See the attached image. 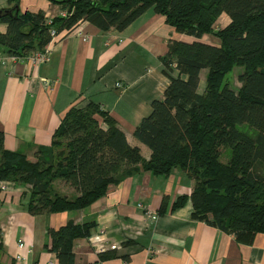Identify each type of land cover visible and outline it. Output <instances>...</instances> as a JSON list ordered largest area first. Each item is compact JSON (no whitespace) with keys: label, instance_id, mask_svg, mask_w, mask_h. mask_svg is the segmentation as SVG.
I'll return each instance as SVG.
<instances>
[{"label":"trees","instance_id":"16d2710c","mask_svg":"<svg viewBox=\"0 0 264 264\" xmlns=\"http://www.w3.org/2000/svg\"><path fill=\"white\" fill-rule=\"evenodd\" d=\"M8 1L0 10V20L7 23L0 32V53L42 50L52 29L66 33L82 20L102 30L123 29L149 7L179 32L218 38L215 44L168 41L161 60L169 83L133 131L150 148L147 159L127 141L109 111L91 100L67 108L50 144L38 147L34 160L5 149L0 133V180L24 186L32 214L85 207L103 196L109 184L140 168L168 174L178 167L193 186L171 209L189 197L193 217L244 242L264 229V0H59L65 13L51 18L21 10L18 0ZM221 12L230 21L214 28ZM234 66L242 67L237 86L227 79ZM203 68L205 86L198 92ZM56 179L75 193L56 190ZM164 210L163 200L157 212ZM93 225L68 220L48 229L59 264H77L73 241L87 237Z\"/></svg>","mask_w":264,"mask_h":264},{"label":"crops","instance_id":"0c3cea01","mask_svg":"<svg viewBox=\"0 0 264 264\" xmlns=\"http://www.w3.org/2000/svg\"><path fill=\"white\" fill-rule=\"evenodd\" d=\"M8 6V0H0V10ZM18 6L42 11L47 18L65 13L59 0H18ZM229 21V15L221 12L213 26L223 27ZM6 29L7 23L0 20V32ZM170 39L218 42L210 33L196 37L177 31L149 7L123 29L102 30L88 20L80 21L48 43L44 60L29 56L35 50L25 55L1 52L3 147L30 159L38 147L50 144L69 106L91 100L107 109L127 141L149 158L150 148L133 131L169 83L161 56ZM205 74L206 69H201L198 92L204 89ZM192 186V178L178 167L168 174L140 168L109 184L103 196L85 207L32 214L24 186L15 183L0 190V264H59L57 252L50 249L48 229L68 220L94 223L87 237L73 241L77 264H264V229L244 242L193 217L189 197L171 209L179 195L190 194ZM163 200L165 210L158 213ZM147 209L156 216H147ZM96 242L104 248L99 251Z\"/></svg>","mask_w":264,"mask_h":264},{"label":"built area","instance_id":"2783aa9c","mask_svg":"<svg viewBox=\"0 0 264 264\" xmlns=\"http://www.w3.org/2000/svg\"><path fill=\"white\" fill-rule=\"evenodd\" d=\"M51 34H52L51 40L52 39H55L58 36V34H55L54 33V30L53 29L51 30ZM48 50H49V45L47 44L42 50H35L29 56L32 59L44 60V59L47 58ZM14 184H15V182L13 180L1 179L0 180V190L7 191L11 187H13ZM145 212H146L147 216H150V217H155L156 216V212L155 211H152L151 209H147ZM23 244H24L23 241H21V240L18 241V246H22ZM95 245H96V248L99 251L104 248V246H103V244L101 242H99V243L96 242ZM16 257L17 258H20L21 255L20 254H17ZM49 264H54V262L53 261H49Z\"/></svg>","mask_w":264,"mask_h":264},{"label":"rangeland","instance_id":"374dc122","mask_svg":"<svg viewBox=\"0 0 264 264\" xmlns=\"http://www.w3.org/2000/svg\"><path fill=\"white\" fill-rule=\"evenodd\" d=\"M216 25H218L216 23ZM219 27V26H218ZM242 70L241 66H234L232 71L227 74V79L230 82L232 86L239 85V81L237 79V73ZM35 151L33 152L32 156L30 157L31 160H34L36 157L34 156ZM54 187L56 190H58L61 193H65L68 195H71L74 193L72 188L62 179H56L54 180Z\"/></svg>","mask_w":264,"mask_h":264}]
</instances>
